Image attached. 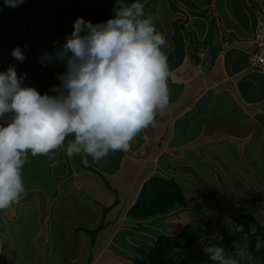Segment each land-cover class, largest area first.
I'll use <instances>...</instances> for the list:
<instances>
[{
	"label": "crops",
	"instance_id": "1",
	"mask_svg": "<svg viewBox=\"0 0 264 264\" xmlns=\"http://www.w3.org/2000/svg\"><path fill=\"white\" fill-rule=\"evenodd\" d=\"M139 2L151 11L156 30L167 41L168 109L128 152L110 151L99 163L83 153L77 160L68 157L72 136L51 159L29 152L22 169L24 193L18 203L0 210V264H159L153 251L159 234L175 235L191 222L199 233L216 236L250 209L264 214V197L257 198L256 189L264 180V75L251 69L248 59L255 9L264 0ZM162 12L170 16L168 27L161 22ZM3 24L9 21L0 19V27ZM18 27L27 40L25 22ZM22 51L23 62L1 56L0 72L14 60L21 86L54 95L51 87L67 68L56 71L51 63L42 64L44 52L31 42ZM27 74L33 76L26 80ZM82 157L87 164H80ZM54 160L60 161L55 167ZM155 175L180 186L184 206L146 221L132 220L129 208ZM115 202V212L114 207L109 211L96 240L80 230L96 228L102 208ZM203 203L217 223L207 219ZM200 236L199 243L206 247ZM238 240L247 248V239Z\"/></svg>",
	"mask_w": 264,
	"mask_h": 264
},
{
	"label": "clouds",
	"instance_id": "2",
	"mask_svg": "<svg viewBox=\"0 0 264 264\" xmlns=\"http://www.w3.org/2000/svg\"><path fill=\"white\" fill-rule=\"evenodd\" d=\"M23 3L4 0L13 8ZM114 13L95 24L78 17L63 45L55 53H42V64L58 60L67 65L57 76L59 84L51 87L54 95L21 86L15 65L0 72V210L18 203L24 193L22 169L29 152L51 159L72 136L66 155L83 153L99 163L110 151L128 152L168 109L171 70L163 50L165 36L151 17L143 18L139 0L121 4ZM11 56L20 62L26 59L19 46ZM59 163L54 160L51 166ZM250 232L255 234V227ZM262 246L257 237L256 250ZM203 250L216 264H238L222 246Z\"/></svg>",
	"mask_w": 264,
	"mask_h": 264
},
{
	"label": "rangeland",
	"instance_id": "3",
	"mask_svg": "<svg viewBox=\"0 0 264 264\" xmlns=\"http://www.w3.org/2000/svg\"><path fill=\"white\" fill-rule=\"evenodd\" d=\"M0 3H1L0 4V19H2V21H9L8 25L3 24V26L0 27V35H1L0 36V57L5 56L8 58L9 57L13 58L11 56L12 49L19 46L21 50H27L29 47V42L33 43L37 47V50L39 51L48 52V53L56 52L65 42L66 35H70L71 32L73 31L74 21L78 17H81L80 7H81L82 2L80 0H34L32 4L38 12V18H35L34 17L35 15L32 13L26 12L22 4L19 5L18 7L13 8V7L5 6V4H2L1 1ZM76 6H77V10H75ZM153 6L156 8V3H153ZM150 13L151 11H149L148 9L144 10L143 18L151 17ZM160 17H161V22L163 23V25L165 27H168V25L170 24L169 14L166 12H162ZM24 22H25V28L27 31V40L23 38L24 35L21 32V28L18 27L19 24H24ZM160 28L164 29V27L162 26ZM27 62H28V65H30V60H28ZM10 63L14 65V60H11ZM60 66L61 65H58L55 61L51 63V68L56 69V71H60L59 69ZM64 66L65 68H67L66 62H64ZM31 76H33V74L32 75L27 74L26 80H29ZM56 80H57V77H56ZM75 158L77 160V156H75ZM86 161L87 159L85 160L84 157H82L80 164L85 165L87 164ZM256 189L259 194L257 198H263L264 197V180L260 184V188L257 187ZM123 190L126 191V189H123ZM115 207L112 210L114 212H115ZM260 207H263L264 209V202H262ZM197 208L199 207L197 206ZM201 208L202 210L204 209L205 213H207V219L210 222H216L215 221L216 218L215 219L213 217L209 218L211 217V214L208 212L204 203L201 204ZM109 211L103 216L102 222H103L104 227L107 225V221L109 220L108 214L111 212ZM248 214H250L254 219L258 220L264 226L263 211H260V210L253 211L250 209L248 211ZM260 214H262V216ZM163 220L164 219H162V222ZM222 220H225V218H222ZM226 223L228 224L229 222L226 221ZM99 224L96 227H98ZM207 226L210 229L209 224ZM86 228H87L86 226H82V229H86ZM196 231H197L198 236L201 235L200 236L201 240H203L206 243V247L213 246V245L222 246L225 249L226 256H231V254L236 255L238 264L240 263L264 264V255L256 257L250 252L248 246L246 248L245 244H243L244 241L242 242V245L239 244L242 240L241 241L238 240V237L240 238V236L234 232L232 225L228 229L225 228V233L228 239L230 240V242L233 244L232 246L236 248V251H231L227 246L224 245L222 233L220 231L217 232L218 234L216 236L215 235L206 236L208 234H202L201 231L199 233L198 227H196ZM206 231L204 232L206 233ZM94 237L95 236H93V238ZM94 240H96V237ZM244 240H246V238H244ZM25 247H27V245H25ZM46 250H48V244H46ZM185 253L187 254L189 253L191 254V256L186 258V261L184 264H197V260H196L197 252L195 251L194 248L186 252H181L180 253L181 258H184ZM237 256H240V257L237 258ZM151 259H152V254H151ZM178 261L180 264L181 260L179 258H178ZM18 262L23 264L22 261H18Z\"/></svg>",
	"mask_w": 264,
	"mask_h": 264
},
{
	"label": "trees",
	"instance_id": "4",
	"mask_svg": "<svg viewBox=\"0 0 264 264\" xmlns=\"http://www.w3.org/2000/svg\"><path fill=\"white\" fill-rule=\"evenodd\" d=\"M34 0H24L22 4L26 12L34 14L38 18V12L33 6ZM81 17L85 21H90L93 24L105 22L109 18L114 17V9L121 4L128 5L135 0H80ZM77 10V6L75 8ZM64 63L61 64V67ZM64 70H66L64 66ZM106 182V181H105ZM107 183V182H106ZM117 202L105 206L101 211V222L98 227L94 229L86 228V232L95 236L103 227V216L111 210ZM185 197L180 186L172 179H166L162 176L155 175L147 180L136 198L134 204L128 210V216L135 221H146L157 215H164L173 210L175 206H184ZM232 227L236 234L244 237L248 241V248L250 252L256 256L264 255V246L259 251L256 250L257 237L264 243V226L250 214L243 213L235 216L232 219ZM256 229V233L250 232V227ZM241 228L242 231L237 229ZM82 228H80L81 230ZM222 237L224 245L231 251H236L230 240L228 239L225 228H222ZM199 236L194 225L189 222L186 223L181 231L175 235L159 234L154 242L153 251L158 259L159 264H179L177 253L188 251L192 248L197 252V264H216L209 258V255L203 250L205 246L199 243ZM234 253V252H232ZM180 255V254H179ZM240 257V256H237ZM180 264H184L186 258L180 257ZM242 264V263H240Z\"/></svg>",
	"mask_w": 264,
	"mask_h": 264
},
{
	"label": "built area",
	"instance_id": "5",
	"mask_svg": "<svg viewBox=\"0 0 264 264\" xmlns=\"http://www.w3.org/2000/svg\"><path fill=\"white\" fill-rule=\"evenodd\" d=\"M256 23L249 52V66L264 75V5L255 9Z\"/></svg>",
	"mask_w": 264,
	"mask_h": 264
},
{
	"label": "bare ground",
	"instance_id": "6",
	"mask_svg": "<svg viewBox=\"0 0 264 264\" xmlns=\"http://www.w3.org/2000/svg\"><path fill=\"white\" fill-rule=\"evenodd\" d=\"M252 69V68H251Z\"/></svg>",
	"mask_w": 264,
	"mask_h": 264
}]
</instances>
